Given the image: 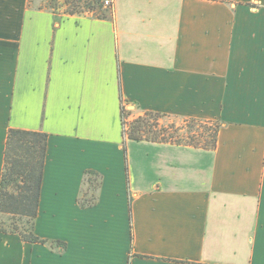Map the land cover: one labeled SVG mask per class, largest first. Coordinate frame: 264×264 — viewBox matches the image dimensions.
<instances>
[{
    "label": "crops",
    "instance_id": "obj_1",
    "mask_svg": "<svg viewBox=\"0 0 264 264\" xmlns=\"http://www.w3.org/2000/svg\"><path fill=\"white\" fill-rule=\"evenodd\" d=\"M33 7L0 0V177L9 129L48 135L34 233L67 247L0 233V264H264V0ZM122 105L216 122V147L123 142Z\"/></svg>",
    "mask_w": 264,
    "mask_h": 264
},
{
    "label": "trees",
    "instance_id": "obj_2",
    "mask_svg": "<svg viewBox=\"0 0 264 264\" xmlns=\"http://www.w3.org/2000/svg\"><path fill=\"white\" fill-rule=\"evenodd\" d=\"M40 3L50 11L65 7L63 12L70 15L94 13L96 8L102 9L100 15L102 17H109L110 14L109 9L102 6L103 0H41ZM126 113L132 115L133 111H126L122 107L121 115H126ZM161 117L164 116L153 112H144L136 116L129 124L128 139L184 143L207 150L216 147L220 127L218 123L197 119L184 120L182 122L187 123L190 129L195 127L201 129L200 134H195L190 138L186 137V139L185 137H174L173 139L172 136L167 137L161 131L153 130ZM47 143L48 135L44 132L8 130L0 177V233L16 234L23 242L43 244L64 252L67 247L66 243L42 239L34 233ZM123 150L125 152V146ZM101 180V175L94 171L84 172L77 199L81 208L94 206L98 202Z\"/></svg>",
    "mask_w": 264,
    "mask_h": 264
},
{
    "label": "rangeland",
    "instance_id": "obj_3",
    "mask_svg": "<svg viewBox=\"0 0 264 264\" xmlns=\"http://www.w3.org/2000/svg\"><path fill=\"white\" fill-rule=\"evenodd\" d=\"M41 0H32V4H33V8H39L42 7L47 11H50V9L45 8L44 5H42ZM45 2V1H44ZM44 4V3H43ZM42 5V6H41ZM103 6V3H102ZM102 13V9L100 10V8H96V10L94 11V13H91L93 15V17L98 16V17H102L100 16ZM136 116L133 114L132 115V119H134ZM190 126H187V123H183L182 121L173 119L171 117H161L157 123L156 126L154 127V131H161L162 133H164L167 137L168 136H172L173 139H175L174 137L180 138V137H192L195 134H200V130L199 128H194V129H190ZM197 131V132H196ZM144 141V140H143ZM152 142V141H149ZM161 143V142H159ZM173 144H176L175 142H171ZM184 144V143H181ZM179 145V144H177Z\"/></svg>",
    "mask_w": 264,
    "mask_h": 264
},
{
    "label": "built area",
    "instance_id": "obj_4",
    "mask_svg": "<svg viewBox=\"0 0 264 264\" xmlns=\"http://www.w3.org/2000/svg\"><path fill=\"white\" fill-rule=\"evenodd\" d=\"M112 3L113 0H103V7L106 9H110L112 8ZM65 9V7H60L59 9H56L54 11H51L52 13L58 15V14H65V15H70L67 14L65 12H63V10ZM84 14H91V12H86V13H82ZM73 15H81V14H73ZM124 110H128L127 105H122ZM132 115H121V133H122V140L123 142H125L128 139V132H129V124L132 121Z\"/></svg>",
    "mask_w": 264,
    "mask_h": 264
}]
</instances>
